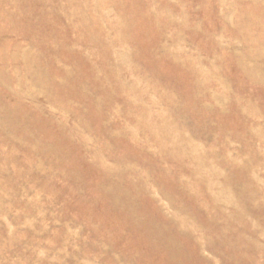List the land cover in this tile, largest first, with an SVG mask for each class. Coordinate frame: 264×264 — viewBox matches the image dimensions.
<instances>
[{
  "label": "rangeland",
  "instance_id": "1",
  "mask_svg": "<svg viewBox=\"0 0 264 264\" xmlns=\"http://www.w3.org/2000/svg\"><path fill=\"white\" fill-rule=\"evenodd\" d=\"M0 264H264V0H0Z\"/></svg>",
  "mask_w": 264,
  "mask_h": 264
}]
</instances>
